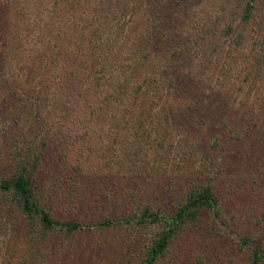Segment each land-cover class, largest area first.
Returning a JSON list of instances; mask_svg holds the SVG:
<instances>
[{"label": "trees", "instance_id": "trees-1", "mask_svg": "<svg viewBox=\"0 0 264 264\" xmlns=\"http://www.w3.org/2000/svg\"><path fill=\"white\" fill-rule=\"evenodd\" d=\"M264 264V0H0V264Z\"/></svg>", "mask_w": 264, "mask_h": 264}, {"label": "rangeland", "instance_id": "rangeland-1", "mask_svg": "<svg viewBox=\"0 0 264 264\" xmlns=\"http://www.w3.org/2000/svg\"><path fill=\"white\" fill-rule=\"evenodd\" d=\"M233 249L232 248H227L226 250L224 249V253H220V256H219V262L221 264H227L228 263V260L230 258V256H234L235 258H238L236 257L233 253H232Z\"/></svg>", "mask_w": 264, "mask_h": 264}]
</instances>
